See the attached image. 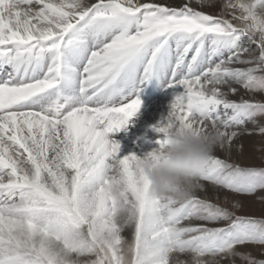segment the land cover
I'll list each match as a JSON object with an SVG mask.
<instances>
[{
	"label": "snow or ice",
	"instance_id": "obj_1",
	"mask_svg": "<svg viewBox=\"0 0 264 264\" xmlns=\"http://www.w3.org/2000/svg\"><path fill=\"white\" fill-rule=\"evenodd\" d=\"M213 2L0 0V264H264L238 251L264 254V217L238 215L239 201L151 197L142 167L172 129L218 131L229 155L241 130L264 135V100L251 98L264 96V0L193 6ZM151 80L174 95L162 138L144 158L121 156L110 134ZM198 180L254 196L264 162L212 155Z\"/></svg>",
	"mask_w": 264,
	"mask_h": 264
},
{
	"label": "clouds",
	"instance_id": "obj_2",
	"mask_svg": "<svg viewBox=\"0 0 264 264\" xmlns=\"http://www.w3.org/2000/svg\"><path fill=\"white\" fill-rule=\"evenodd\" d=\"M171 142L162 156L145 158L142 163L151 197H170L186 202L199 190L198 177L214 151L222 144L218 131L194 135L190 131H171Z\"/></svg>",
	"mask_w": 264,
	"mask_h": 264
},
{
	"label": "rangeland",
	"instance_id": "obj_3",
	"mask_svg": "<svg viewBox=\"0 0 264 264\" xmlns=\"http://www.w3.org/2000/svg\"><path fill=\"white\" fill-rule=\"evenodd\" d=\"M220 2H221L220 0L217 2H213V6H207L206 5V6L202 7L201 8L202 10H200V11H203V12L209 13V14H213V15L219 14L221 12V6H222L223 1L221 3ZM228 18H230V17H228ZM158 83L159 82H157V81L154 82V80H151L150 82H147L143 86V90L140 94V99L142 101V104H141L140 110L138 112L139 117H140V113H142L144 111L143 108H146L147 106H149L148 107L149 110L153 109L154 105H151V103L154 102L155 100H153L151 98L152 94L149 96V93H151V92H153V94L160 93V90H157V88H156V85ZM158 87H161L160 83L158 84ZM164 90H166V88ZM171 91L172 90H170L169 92L172 94L168 95V93L166 91V96L160 97V98H159V96L161 94H157L156 100L159 98L160 100L158 102L167 101V102L171 103L174 99L173 91L172 92ZM179 91H182V89H179ZM244 98H250V97L245 95ZM251 98L258 99V100H264V96H261L259 94H257L255 97H251ZM168 99H169V101H168ZM145 113L148 115V116L146 115L147 118L148 117L152 118L153 115L158 114L155 110L150 111V113H149V111H146ZM141 119L142 118H140V120ZM260 123L264 124V118H262L260 120ZM152 124H153V126L152 125H150V126L146 125L145 129H143V126H140L137 124V129L132 128V127H134V126H132V127H127L125 130L126 131L124 133L125 135L132 133L134 140H137L139 138L138 142L141 143V145L139 147H137L138 145L134 146L135 150L137 149L135 154L138 157L144 158L145 155L151 153L154 150V147H156V148L158 147V144L156 143V141L158 139L162 138V134L160 135L155 131V126L157 125L155 123V121ZM253 127L254 126L251 124H249L247 126V128L249 130H252ZM139 131H140V133H139ZM234 142L236 143V145H243L242 150H240L238 152V155L235 158H228L227 156L226 157L222 156L221 155V149L220 150L216 149L214 151L213 155L218 156L222 159H225L230 163H238L242 166H260L261 163L264 162V135H260L256 131H252V134H248L247 131L241 130V135L238 136V138ZM142 149H144V150H142ZM221 190H222L221 192L226 194V197H224L223 200L222 199L221 200L220 199H217V200L214 199L213 200V199H209L206 197H200V196L199 197L201 199H207L213 203H220V204H224L226 199L229 202L239 201L241 204V207L237 212L238 215L254 216L257 218L264 217V201H262L258 198L260 196H264V193H257L254 196L246 197V196H237L235 194L224 191L223 189H221ZM228 206L230 207L231 204L229 203ZM195 223H199V221L198 222L195 221ZM238 251L245 252V253H251V255H253L257 258H264V254H262L261 249L259 247H256V246L242 247V248H239ZM221 264H232V261L225 260V261H222ZM234 264H244V262L239 257H236V258H234Z\"/></svg>",
	"mask_w": 264,
	"mask_h": 264
},
{
	"label": "bare ground",
	"instance_id": "obj_4",
	"mask_svg": "<svg viewBox=\"0 0 264 264\" xmlns=\"http://www.w3.org/2000/svg\"><path fill=\"white\" fill-rule=\"evenodd\" d=\"M217 1H219V0H214V2H217ZM220 1L222 2L223 0H220ZM89 2H91V0H89ZM158 2H163V3H166V4L172 5V6H178V5H180L183 2V0H158ZM193 6L196 7L198 10H202L201 7L199 5H196L195 3H193ZM233 22L236 23L235 21H233ZM155 81L156 80H154V82ZM158 84L156 85V88H157V90H160V93H156V94H153V92L149 93V96L152 94V97L151 98L153 100H155L154 102L151 103V105H154L152 110H155L158 114L153 115L152 118L151 117H148L147 118L146 117L147 114L145 112L146 111H149V113H150V111H152V110H149L148 109L149 106H147L146 108H143L144 111L142 113H140V117L138 116L139 115V113H138L134 118H132L131 122L128 124L127 127L134 126L132 128L137 129V124H138L140 126H143V129H145L146 128V125L147 126H150V125L153 126L152 123H154V121L157 124L158 122H160L162 120V118H165L167 116V114L169 112V108H170V104L171 103L170 102H167V101H161V102H158V101L160 100L159 99L160 97L166 96V91H167L168 95L169 94H172V93L169 92L172 89H166V90H164L165 88L161 84H160L161 87H158ZM157 94H161V95L156 100ZM240 95L245 96L246 94H244L243 91L241 90ZM240 95L230 96L229 98H231V99H237L238 100L240 98ZM169 99H168V101H169ZM140 118H142V119L140 120ZM125 132H126L125 130L124 131L121 130L119 132L110 134V139H114V140H116L117 142L120 143V145H121L120 155L121 156L127 155L129 153H134L135 154V152L137 151V149L135 150L134 146H137L138 145L137 147H139L141 145V143L138 142L139 138L137 140H134V138L132 136V133L125 135L124 134ZM139 133H140V131H139ZM234 145H236L235 142H234ZM155 148L156 147H154V149ZM217 149L220 150L221 148L218 147ZM142 150H144V149H142ZM238 152L239 151H237L236 147H233L230 155H229V153L226 150H222L221 149V155L222 156H225V157L227 156L228 158H235L238 155ZM140 158H142V157H140ZM221 191H222L221 189H216L212 185H209V184L205 183L204 190H197V192L195 194L197 196L206 197V198L213 199V200L214 199H216V200L217 199H220V200L222 199L223 200L224 197H226V194L223 193V192H221ZM192 223H195V221H193ZM131 232H132V230L130 228H128V229H125V231L122 233V235H124L126 239L130 240L131 239ZM181 259H190V257L189 256H182Z\"/></svg>",
	"mask_w": 264,
	"mask_h": 264
}]
</instances>
